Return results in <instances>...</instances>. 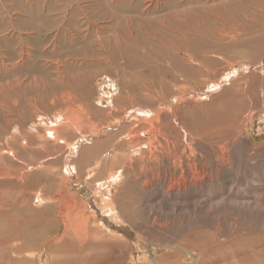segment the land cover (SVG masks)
I'll return each mask as SVG.
<instances>
[{"label": "rangeland", "instance_id": "rangeland-1", "mask_svg": "<svg viewBox=\"0 0 264 264\" xmlns=\"http://www.w3.org/2000/svg\"><path fill=\"white\" fill-rule=\"evenodd\" d=\"M258 14L264 0H0V215L34 214L39 234L57 226L50 245L0 247V264L193 262L209 245L255 264L264 36L248 45L224 32ZM183 39L202 66L159 60ZM133 89L146 96L125 101ZM67 227L84 241H60ZM46 248H59L52 260L38 257Z\"/></svg>", "mask_w": 264, "mask_h": 264}, {"label": "bare ground", "instance_id": "bare-ground-1", "mask_svg": "<svg viewBox=\"0 0 264 264\" xmlns=\"http://www.w3.org/2000/svg\"><path fill=\"white\" fill-rule=\"evenodd\" d=\"M147 17H145V18H147ZM147 20H148V18H147ZM233 30L234 31H230L228 33L224 32V37H232L233 35H235V31L236 32L240 31L241 34L239 32V36H240V38H242L244 43H246V44L248 43V45L259 44L260 42L263 41L261 39L264 36V16H261L259 18V14H258L257 16H254L253 19H251L250 24H246L245 27H240L239 29L237 28L236 30L233 28ZM182 36H187V35L184 34ZM239 36H238V38H239ZM185 39H186V37H185ZM185 39L181 40L180 43H178L176 41L174 42V40L171 41V45L166 47V49H165V51L167 52L168 55H166V56L161 55L159 60L160 59H162V61L164 60L163 62H165V64L169 65L171 68L179 67L182 64L185 65V64H187V62H195L196 64L202 66L203 62L199 61L202 58L201 54L194 53L193 50H191L192 48H190V45H188L189 40H185ZM232 39L235 40V37L233 36ZM209 53H210L209 51H206L205 55L209 54ZM154 62L156 63V64L155 63L154 64L157 66V59L154 60ZM126 66H127V68L132 67L133 61H131V60L128 61V64H126ZM155 68L157 69V71H159L157 67H155ZM147 78L152 79L153 77L149 76ZM136 79L138 80V83L145 81V77H142L139 75L136 76ZM146 92L147 91H144V90H134L133 89V90L127 92V95H123L122 98L125 101L127 100V101H132V103H135L139 100L140 97L146 96ZM110 99L111 98H108L107 101L110 105H112L111 104L112 101H109ZM107 101H105V99H103L102 103H105ZM113 108L115 109L116 107H113ZM81 113L86 115L85 112H81ZM145 117L148 118L147 115H145ZM77 118H76L77 124H78V127L80 129V123H82L83 120L80 122V117L78 115H77ZM14 139H16L15 136L12 138V140L16 142V140H14ZM76 151H78V150H76ZM89 159H90L89 155H87V153H83V160H84L83 162L88 163ZM81 162H82V160H81ZM116 177H118V176L110 177L109 179H107L109 182L108 183L105 182L104 185L108 184L109 188H111V186L114 184L113 181H115ZM98 191H99V189H98ZM45 192H46V190H45ZM102 193H103V199L105 201L106 200V198H105L106 193H104V192H102ZM5 205L0 204V212L3 211V213H5V215H6V212H8V210H10V209L7 208ZM49 210H51L50 214H52V217H53V214H54V212L56 214V211L53 209H49ZM104 212L108 213L110 219L112 218L113 220H117L119 218V214H118L117 210H115V209L106 208L104 210ZM26 215H27V220L22 221V222H18V223L16 221L15 222H12V221L6 222V220H4V218H3V216L0 215V221H2L0 223V234L5 236L4 240L0 239V241L2 242V244H0L1 248L5 247L7 249V246L8 247L10 246V242L14 241V244H12L13 246H12L11 250L13 251V253L21 255L22 253H27V251H29L33 247L32 245H34V246L37 245L38 243L36 241L40 238H45V241L49 245L51 244V242L54 241V240L51 241V239H50L51 237H48V235L50 234L49 233L50 230H51V232H53L54 228H57V226L55 225V222L54 223L51 222L50 226L47 225L48 228H46V229H40V234H39V233H36V231L34 229L37 225L44 224V223H42L40 220L34 218L33 217L34 214L31 215V214L27 213ZM30 215H31V217H30ZM52 221H53V219H52ZM69 238L73 239L74 243H78L79 241L80 242L84 241V240H82L83 236L80 233L73 232V228L67 227L65 229L63 236H61V238H59V239H60V241H64L65 239H69ZM56 239H58V238H56ZM33 240H35V242ZM56 250H59V248H55V249L49 248L48 250L46 248V250L42 251L41 255L38 257L42 258L46 254L47 256H49L48 259L52 260V258L55 257L54 255H55ZM255 251H259V250H255ZM200 253H201L200 257L197 258L195 256L194 257L195 260L193 262L192 261L187 262V260H184V255L176 258V260H174V261H170L168 259H165V260H167L168 264H241L242 261H244V260L240 259L241 255L238 252L229 250L226 248V246H219L217 248H214L211 245H209L204 251H202ZM34 255L35 254H32L31 256H34ZM34 257H36V256H34ZM245 260H251L250 262H254V263L256 262L255 264H264V261H263L264 260V248H262L261 251L254 253V255L251 258L246 257ZM257 260H258V263H257ZM163 262L161 264H163ZM59 264H68V262L67 261H65L64 263L59 262Z\"/></svg>", "mask_w": 264, "mask_h": 264}]
</instances>
